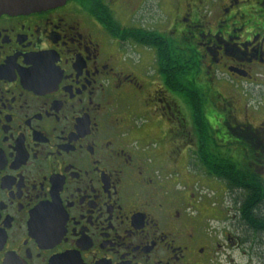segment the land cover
<instances>
[{"label": "flooded vegetation", "instance_id": "af4514ba", "mask_svg": "<svg viewBox=\"0 0 264 264\" xmlns=\"http://www.w3.org/2000/svg\"><path fill=\"white\" fill-rule=\"evenodd\" d=\"M242 82L264 90V0L1 13L0 264H264L224 181L225 221L181 180L202 147L264 182V117L218 90Z\"/></svg>", "mask_w": 264, "mask_h": 264}, {"label": "rangeland", "instance_id": "374dc122", "mask_svg": "<svg viewBox=\"0 0 264 264\" xmlns=\"http://www.w3.org/2000/svg\"><path fill=\"white\" fill-rule=\"evenodd\" d=\"M231 87H233L232 89L236 90L230 91L229 93H226L223 87H219L218 90H220L223 95L232 97L233 108L236 109V117L241 120L242 112L244 111L243 109L246 108L248 112H251L249 117V119H252L251 122H260L264 117V115H262V110H264V90L255 88L254 85H248L245 82L240 83V85L231 83ZM214 97H208V106L211 107L205 108L207 112L206 119L211 122L212 125H215V123L212 122L211 119L218 118L221 114H223V111H218L219 115L217 116V101ZM219 129L220 128H218V130ZM220 132L221 131L217 132L218 135ZM234 152L240 153L237 150ZM189 170L188 172L191 178L188 176H182V182L190 186L192 184L195 185V192L203 197V199L205 198V202H214V207L217 209H214V212L212 213L213 216L223 219L224 221L227 218H232L235 211L232 207L231 197L225 191L224 183L222 184V182L216 178H210L209 176H206L203 172L204 170L202 166L190 165ZM220 208L221 211L218 210ZM226 251L230 253L229 248ZM221 262L223 264H231L230 257H223Z\"/></svg>", "mask_w": 264, "mask_h": 264}, {"label": "trees", "instance_id": "16d2710c", "mask_svg": "<svg viewBox=\"0 0 264 264\" xmlns=\"http://www.w3.org/2000/svg\"><path fill=\"white\" fill-rule=\"evenodd\" d=\"M189 102L197 109L200 107L196 99ZM209 134L207 125L203 128ZM207 139H210L208 136ZM207 151V152H205ZM201 164L209 176L224 181L230 191L237 197L236 203L239 218L246 223V228L257 230L264 225V182L256 173L250 161L243 162L225 158H218L208 148H200ZM250 165H249V164Z\"/></svg>", "mask_w": 264, "mask_h": 264}, {"label": "water", "instance_id": "95a60500", "mask_svg": "<svg viewBox=\"0 0 264 264\" xmlns=\"http://www.w3.org/2000/svg\"><path fill=\"white\" fill-rule=\"evenodd\" d=\"M65 1L66 0H0V15L1 13L20 14L22 12H33V10H43L63 4ZM4 264L20 263L12 261Z\"/></svg>", "mask_w": 264, "mask_h": 264}]
</instances>
